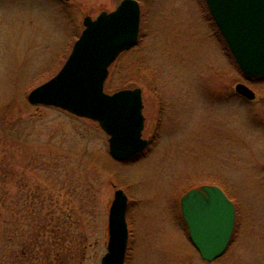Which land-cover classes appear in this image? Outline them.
<instances>
[{"label": "rangeland", "instance_id": "1", "mask_svg": "<svg viewBox=\"0 0 264 264\" xmlns=\"http://www.w3.org/2000/svg\"><path fill=\"white\" fill-rule=\"evenodd\" d=\"M121 1L0 0V264H47L46 250L51 264H101L119 188L125 264H264V78L243 74L205 0H139L137 43L104 85L142 88L150 143L134 158L111 156L98 121L28 100L62 68L84 18ZM202 184L236 205L227 251L205 263L180 230L181 198Z\"/></svg>", "mask_w": 264, "mask_h": 264}, {"label": "water", "instance_id": "2", "mask_svg": "<svg viewBox=\"0 0 264 264\" xmlns=\"http://www.w3.org/2000/svg\"><path fill=\"white\" fill-rule=\"evenodd\" d=\"M231 54L247 78L264 76V0H205ZM141 22L138 0H122L112 11L96 18L87 15L85 28L75 41L62 68L33 88L32 104L54 105L99 122L109 135L110 154L124 161L139 155L148 144L143 137L142 89H104L113 61L137 43ZM236 91L252 99L255 92L245 83ZM128 196L115 191L109 212V241L101 264H124L128 248ZM183 217L191 239L204 259L220 256L227 248L235 225V205L222 188L202 185L181 198Z\"/></svg>", "mask_w": 264, "mask_h": 264}, {"label": "flooded vegetation", "instance_id": "3", "mask_svg": "<svg viewBox=\"0 0 264 264\" xmlns=\"http://www.w3.org/2000/svg\"><path fill=\"white\" fill-rule=\"evenodd\" d=\"M260 78H264V76H263V77H255V78H251V79H260ZM254 92H255V90H254ZM256 98H257V94H256V92H255V97L252 98V99H249V100H250V101H254V100H256ZM142 99H143V91H142ZM144 109H145V104H144V100H143V114H144V116H145ZM145 128H146V116H145V121H144L143 137H144V133H145ZM144 138H146V137H144ZM146 139H148V138H146ZM148 141H149V139H148ZM149 143H150V141H149ZM148 145H149V144H148ZM202 185H203V184H202ZM213 185H216V184H213ZM216 186H218V185H216ZM219 187H220V186H219ZM193 188H194V187H193ZM221 188H222V187H221ZM128 204H129V199H128ZM128 206H129V205H128ZM128 206H127V210H128ZM235 208H236V205H235ZM180 209H181L182 220H183V223H184V224H183L184 227L182 226V228H181L180 230L183 232V235H184V237L186 238V241H188V242L193 246V248L195 249V252L198 253L199 258L201 259V261H202L203 263H205V262H213V261H215V260H217V259L223 257V255H224L225 252L227 251V249H228V247H229V244H230V242H231V240H232L235 225H234V228H233V232H232L231 239H230V241H229V244L227 245L226 250H225L220 256H218L217 258H215L214 260L209 261V260L204 259V258L202 257L201 253L198 251V249H197L196 246L194 245L193 240L191 239L189 226H188V224L185 222V219H184V217H183V212H182L181 204H180ZM129 230H130V229H129ZM130 235H131V231H130ZM129 244H130V236H129ZM128 248H129V247H128Z\"/></svg>", "mask_w": 264, "mask_h": 264}, {"label": "trees", "instance_id": "4", "mask_svg": "<svg viewBox=\"0 0 264 264\" xmlns=\"http://www.w3.org/2000/svg\"><path fill=\"white\" fill-rule=\"evenodd\" d=\"M36 245H37V243L36 242H33L32 243V245H31V249L33 250V251H35L36 252ZM32 252V251H31ZM44 254H46V259L48 260V263L47 264H51L52 263V260H53V256H52V253H51V251L49 250V251H45L44 252ZM55 258H56V260L58 259V258H60V257H64V258H66L67 259V257H68V255L67 254H64V255H62L61 256V254L57 251L56 253H55V256H54ZM31 261L32 262H37L36 261V254L34 253V252H32V255H31ZM31 263V262H30ZM35 264V263H34Z\"/></svg>", "mask_w": 264, "mask_h": 264}]
</instances>
